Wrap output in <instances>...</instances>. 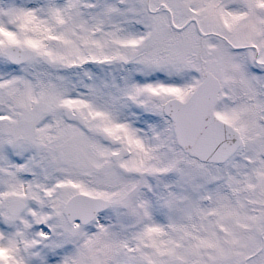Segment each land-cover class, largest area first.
<instances>
[{"label":"snow or ice","instance_id":"obj_1","mask_svg":"<svg viewBox=\"0 0 264 264\" xmlns=\"http://www.w3.org/2000/svg\"><path fill=\"white\" fill-rule=\"evenodd\" d=\"M0 264H264V0H0Z\"/></svg>","mask_w":264,"mask_h":264}]
</instances>
